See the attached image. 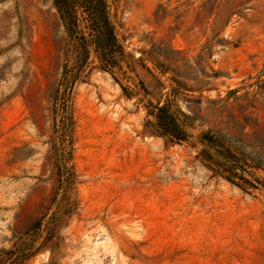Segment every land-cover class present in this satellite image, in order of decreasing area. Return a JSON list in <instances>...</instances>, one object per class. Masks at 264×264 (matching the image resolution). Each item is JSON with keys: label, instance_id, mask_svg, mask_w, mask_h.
Segmentation results:
<instances>
[{"label": "rangeland", "instance_id": "rangeland-1", "mask_svg": "<svg viewBox=\"0 0 264 264\" xmlns=\"http://www.w3.org/2000/svg\"><path fill=\"white\" fill-rule=\"evenodd\" d=\"M71 2L0 0V264H264V0Z\"/></svg>", "mask_w": 264, "mask_h": 264}, {"label": "trees", "instance_id": "trees-1", "mask_svg": "<svg viewBox=\"0 0 264 264\" xmlns=\"http://www.w3.org/2000/svg\"><path fill=\"white\" fill-rule=\"evenodd\" d=\"M84 4L88 3L89 7V20L90 34L93 35L92 39L87 41H93L97 49L105 51L106 55L101 57L104 65L110 63V53L106 49H110L117 42L115 27L112 24L104 0H82ZM56 5L60 11V14L66 22L68 31L73 33L77 26L78 16L72 5L71 0H55ZM83 38H86L85 36ZM156 125L161 134L178 140H184L187 138L185 131L182 129L178 119L172 113L169 112L167 105L159 107V113L157 114ZM208 133H204L201 138L210 139Z\"/></svg>", "mask_w": 264, "mask_h": 264}]
</instances>
